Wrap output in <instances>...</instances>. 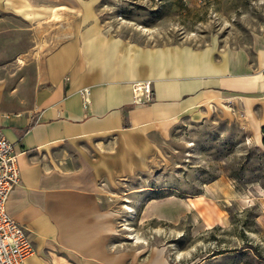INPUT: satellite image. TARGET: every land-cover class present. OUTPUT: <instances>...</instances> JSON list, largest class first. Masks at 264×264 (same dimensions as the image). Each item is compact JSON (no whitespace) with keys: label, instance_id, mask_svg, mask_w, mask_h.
Instances as JSON below:
<instances>
[{"label":"crops","instance_id":"obj_1","mask_svg":"<svg viewBox=\"0 0 264 264\" xmlns=\"http://www.w3.org/2000/svg\"><path fill=\"white\" fill-rule=\"evenodd\" d=\"M97 3L0 0V62H21L15 86L0 64V130L19 153L20 182L6 209L34 247L22 264H181L167 246H121L117 197L139 205L138 222L176 224L196 208L174 194L153 196L167 187L136 179L181 119L238 114L262 143L264 43L143 46L107 32ZM142 80L154 99L136 104L131 85Z\"/></svg>","mask_w":264,"mask_h":264},{"label":"rangeland","instance_id":"obj_2","mask_svg":"<svg viewBox=\"0 0 264 264\" xmlns=\"http://www.w3.org/2000/svg\"><path fill=\"white\" fill-rule=\"evenodd\" d=\"M97 12L107 32L143 46L213 42L251 49L264 43V0H98ZM0 64L8 75L2 80L17 85L21 62ZM232 117L218 111L172 127L162 156L136 179L167 187L153 196L174 194L196 208L176 224L138 222L139 205L131 208L129 195L117 197L121 246H167V258L179 252L181 264H264V147L249 137L240 115Z\"/></svg>","mask_w":264,"mask_h":264},{"label":"built area","instance_id":"obj_3","mask_svg":"<svg viewBox=\"0 0 264 264\" xmlns=\"http://www.w3.org/2000/svg\"><path fill=\"white\" fill-rule=\"evenodd\" d=\"M131 86L134 103L153 101L154 92L150 80L135 81ZM81 95L86 106L89 103V89L83 88ZM18 154L14 143L0 130V264H22L34 252L27 229L13 219L6 209L10 191L20 182Z\"/></svg>","mask_w":264,"mask_h":264},{"label":"trees","instance_id":"obj_4","mask_svg":"<svg viewBox=\"0 0 264 264\" xmlns=\"http://www.w3.org/2000/svg\"><path fill=\"white\" fill-rule=\"evenodd\" d=\"M261 142H262L263 147H264V125L261 127Z\"/></svg>","mask_w":264,"mask_h":264},{"label":"bare ground","instance_id":"obj_5","mask_svg":"<svg viewBox=\"0 0 264 264\" xmlns=\"http://www.w3.org/2000/svg\"><path fill=\"white\" fill-rule=\"evenodd\" d=\"M125 206V205H124ZM127 207H129V206H127ZM131 209V208H130ZM127 228V227H126ZM132 229V228H131ZM131 236V235H130ZM136 239H137V237H135ZM136 241H141V239H137Z\"/></svg>","mask_w":264,"mask_h":264}]
</instances>
